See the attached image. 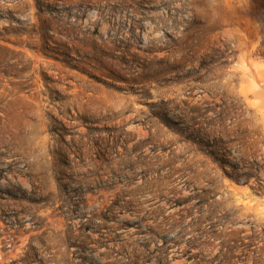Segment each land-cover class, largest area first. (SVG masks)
Segmentation results:
<instances>
[{
    "label": "rangeland",
    "instance_id": "obj_1",
    "mask_svg": "<svg viewBox=\"0 0 264 264\" xmlns=\"http://www.w3.org/2000/svg\"><path fill=\"white\" fill-rule=\"evenodd\" d=\"M0 264H264V0H0Z\"/></svg>",
    "mask_w": 264,
    "mask_h": 264
}]
</instances>
